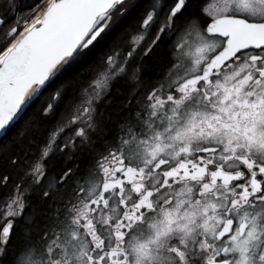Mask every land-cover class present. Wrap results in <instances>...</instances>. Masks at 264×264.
<instances>
[{"label":"snow or ice","instance_id":"snow-or-ice-1","mask_svg":"<svg viewBox=\"0 0 264 264\" xmlns=\"http://www.w3.org/2000/svg\"><path fill=\"white\" fill-rule=\"evenodd\" d=\"M0 264H264V0H0Z\"/></svg>","mask_w":264,"mask_h":264},{"label":"flooded vegetation","instance_id":"flooded-vegetation-1","mask_svg":"<svg viewBox=\"0 0 264 264\" xmlns=\"http://www.w3.org/2000/svg\"><path fill=\"white\" fill-rule=\"evenodd\" d=\"M214 2V0H208V4L211 5Z\"/></svg>","mask_w":264,"mask_h":264}]
</instances>
